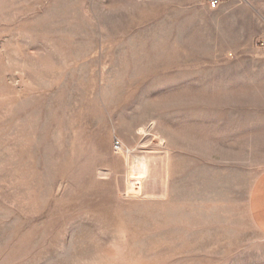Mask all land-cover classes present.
I'll use <instances>...</instances> for the list:
<instances>
[{
	"label": "rangeland",
	"instance_id": "obj_1",
	"mask_svg": "<svg viewBox=\"0 0 264 264\" xmlns=\"http://www.w3.org/2000/svg\"><path fill=\"white\" fill-rule=\"evenodd\" d=\"M211 1L0 0V264H264V0Z\"/></svg>",
	"mask_w": 264,
	"mask_h": 264
},
{
	"label": "crops",
	"instance_id": "obj_2",
	"mask_svg": "<svg viewBox=\"0 0 264 264\" xmlns=\"http://www.w3.org/2000/svg\"><path fill=\"white\" fill-rule=\"evenodd\" d=\"M250 211L255 226L264 235V174L257 180L251 192Z\"/></svg>",
	"mask_w": 264,
	"mask_h": 264
},
{
	"label": "built area",
	"instance_id": "obj_3",
	"mask_svg": "<svg viewBox=\"0 0 264 264\" xmlns=\"http://www.w3.org/2000/svg\"><path fill=\"white\" fill-rule=\"evenodd\" d=\"M217 4H218V1L217 0H212L211 1V7L212 8H215L217 6ZM262 47H264V46H262ZM120 147H121V145L118 142H116L115 143V149L119 150Z\"/></svg>",
	"mask_w": 264,
	"mask_h": 264
},
{
	"label": "bare ground",
	"instance_id": "obj_4",
	"mask_svg": "<svg viewBox=\"0 0 264 264\" xmlns=\"http://www.w3.org/2000/svg\"><path fill=\"white\" fill-rule=\"evenodd\" d=\"M137 158V159H136ZM135 159H136V161L137 162H134V164L135 163H138L139 162V159H138V157L135 155ZM133 168V167H132ZM135 168V167H134ZM135 170H133L132 171V175H133V178H132V181L134 180V181H136V182H139L140 180H139V177H138V174L136 173V175H135V172H134Z\"/></svg>",
	"mask_w": 264,
	"mask_h": 264
}]
</instances>
